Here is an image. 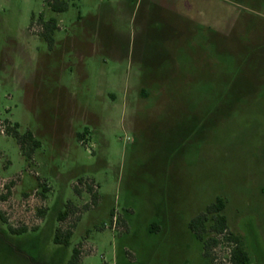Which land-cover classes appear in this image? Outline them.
I'll return each mask as SVG.
<instances>
[{"label":"rangeland","instance_id":"rangeland-1","mask_svg":"<svg viewBox=\"0 0 264 264\" xmlns=\"http://www.w3.org/2000/svg\"><path fill=\"white\" fill-rule=\"evenodd\" d=\"M51 1L0 0V264H227L188 229L217 198L264 264V0Z\"/></svg>","mask_w":264,"mask_h":264},{"label":"trees","instance_id":"trees-1","mask_svg":"<svg viewBox=\"0 0 264 264\" xmlns=\"http://www.w3.org/2000/svg\"><path fill=\"white\" fill-rule=\"evenodd\" d=\"M49 8L52 12L62 13L68 9V4L62 0H52L49 4ZM42 37L47 42L48 47L51 48L54 44V33L57 30V20L50 18L48 21L43 22ZM6 133L12 136L19 147V151L26 160H29L36 149L40 147V141L35 139L32 132L27 130L24 133L18 131V124L13 126L9 125L6 121ZM91 192V188H88ZM92 204H96L98 196L96 194L91 195ZM69 202L65 205V210L59 212L57 215L58 221L65 219L70 213ZM225 204L221 198H217L213 203L206 206L204 211L197 214L194 218L188 222V229L195 236L197 240L202 243L203 256L205 258H211L212 249L218 246L221 242L225 243L229 247L228 263L227 264H247L249 256L239 237L228 232V226L225 216L223 215ZM0 219L5 221L0 213ZM150 230H155V226L151 225ZM9 231L12 234H22L26 230L13 229L9 227ZM72 238V230H61L57 228L54 232L53 243L61 246H69ZM81 251L78 247L73 248L71 256L67 261V264H80Z\"/></svg>","mask_w":264,"mask_h":264},{"label":"built area","instance_id":"built-area-1","mask_svg":"<svg viewBox=\"0 0 264 264\" xmlns=\"http://www.w3.org/2000/svg\"><path fill=\"white\" fill-rule=\"evenodd\" d=\"M1 129H2V130H1V134L6 133V125H5V127H2Z\"/></svg>","mask_w":264,"mask_h":264}]
</instances>
